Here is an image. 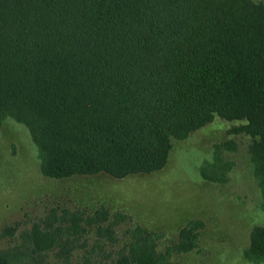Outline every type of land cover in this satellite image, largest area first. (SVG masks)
<instances>
[{"label":"trees","instance_id":"trees-1","mask_svg":"<svg viewBox=\"0 0 264 264\" xmlns=\"http://www.w3.org/2000/svg\"><path fill=\"white\" fill-rule=\"evenodd\" d=\"M217 116L245 121L231 133L253 140L264 212V3L0 0V126L10 117L28 129L44 176L156 173L173 140L188 139ZM236 150L234 141L216 145L201 178L227 184L234 162L223 153ZM109 219L103 209L54 215L34 225L21 247L0 251V264H44V254L72 244L61 241L66 230L84 231L82 221L114 242ZM204 227L190 220L160 252L163 236L137 226L110 263L83 264H170L198 247ZM243 256L264 264V226L252 229Z\"/></svg>","mask_w":264,"mask_h":264},{"label":"rangeland","instance_id":"rangeland-1","mask_svg":"<svg viewBox=\"0 0 264 264\" xmlns=\"http://www.w3.org/2000/svg\"><path fill=\"white\" fill-rule=\"evenodd\" d=\"M262 2L264 0H253ZM245 121L220 117L192 133L184 141L173 140L165 168L153 174L115 179L107 174L50 179L41 172L38 150L28 129L7 117L0 126V251L21 247L34 225L65 216L109 213L115 241L102 238L94 226L61 241L69 247L47 252L44 264H83L87 258L110 263L129 246L138 226L163 237L158 250L164 252L178 241L180 230L193 219L204 222L198 247L175 255L170 264H251L244 256L255 226H264L262 194L253 173L246 134H232ZM234 141L235 152H224L234 162L227 184L201 178L200 167L210 160L216 145ZM53 228L69 226L53 222ZM71 224V223H70ZM13 229L14 232H6ZM71 251L69 255L66 253ZM90 252V253H89Z\"/></svg>","mask_w":264,"mask_h":264}]
</instances>
